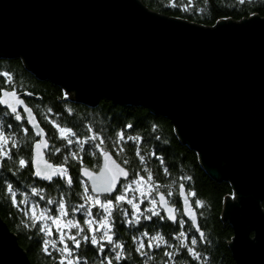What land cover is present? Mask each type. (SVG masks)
<instances>
[{
    "label": "water",
    "instance_id": "1",
    "mask_svg": "<svg viewBox=\"0 0 264 264\" xmlns=\"http://www.w3.org/2000/svg\"><path fill=\"white\" fill-rule=\"evenodd\" d=\"M0 57L69 100L167 118L205 174L230 184L219 221L231 227L233 263L264 264V17L203 26L139 0H0ZM0 264H31L1 218Z\"/></svg>",
    "mask_w": 264,
    "mask_h": 264
},
{
    "label": "trees",
    "instance_id": "2",
    "mask_svg": "<svg viewBox=\"0 0 264 264\" xmlns=\"http://www.w3.org/2000/svg\"><path fill=\"white\" fill-rule=\"evenodd\" d=\"M139 1L148 9L160 14L182 18L203 26H212L218 19L230 18L236 21L252 14L264 17V0H256L254 4L245 5L238 4L236 0H209L207 4L205 0H191V8L188 12L181 11L180 8L188 4L189 0H176L179 5L176 8L168 6L170 0ZM200 9H205V11L201 12ZM3 71L13 74L14 84L19 94L32 93L24 100L33 109L37 120L49 134V137H52L53 132H55V129L48 122L49 119L55 120L64 127H72L81 136L86 134L88 128H92L104 136L109 150H111V142L115 139L116 132L122 129L125 131L126 136L142 137L141 154L145 156L147 167L152 170L155 181L161 185H172L170 190L174 193H177V187L180 183L185 185L187 191L196 193V196L190 197L189 201L195 210L197 223L205 233L206 242H199V234L194 231L191 224L180 214V211L176 215L178 220L182 219L185 221L183 230L187 232L189 241L192 236L195 235L197 237L196 250L202 254V257L206 256L207 260L202 258L200 261H196L187 254L186 249H181L180 255L175 257L177 264H234L226 244L232 235L231 227L227 221H219L221 200L223 196L231 193L230 184L226 180L214 181L205 174L198 164L194 150L178 142L173 133L172 125L167 118L160 114L150 113L139 104L116 105L102 98L95 105L88 106L69 100L67 97L64 98V94L57 84L44 79H36L23 67L17 57H0V72ZM3 79V77H0V82ZM48 109H51V112ZM5 111L0 106V124L3 125L4 131L6 133L9 131L14 132L17 134V138L21 139L23 137L21 122H16L11 115L4 116L3 113ZM8 124H12L11 130L8 129ZM127 124H131L133 127L125 128L124 126ZM22 126L29 128L25 121L22 122ZM29 135L36 139L30 128ZM49 142L55 143L62 149L64 147L63 141L50 139ZM124 146L126 152L121 157H116L115 153H113L114 158L118 162L127 158L130 160V164L126 167L140 171L143 166L139 164V161L134 156L135 144L129 141ZM153 151L158 156L163 157L164 167L169 170L168 175L164 174L163 167L159 161L151 155ZM12 153L14 159L18 156L30 158L31 149L24 146L20 149H13ZM65 154H67L66 150L57 156L48 157V159L53 164H59ZM82 155L84 156L85 164L90 168H94L98 157L90 156L87 146L86 152ZM78 167L79 165L75 161H69V171L74 179L73 186L69 188L61 180L54 179L53 182H48L35 178L31 175L30 168L18 169L12 160H6L0 164V218L15 235L17 244L23 249L31 264H56V260L48 257L41 250L40 242L45 238L43 234L38 232L36 228L25 227V224L29 223V221L24 216L23 211L12 206L10 198L4 192V181L7 180L13 183L18 201H28V204L21 205V209L26 210L31 205L37 204L39 205L37 211L49 208L52 209L51 214L55 215L56 205H48L46 201L48 199L59 200L63 195L71 213V205L82 202L77 195V193L82 191L77 179ZM141 174L146 175L142 171ZM185 176L191 177V180H182L181 177ZM33 187L44 190L40 194L44 196V200L32 194L31 189ZM160 190L166 193L169 189L162 187ZM169 199L179 209L177 194ZM196 199L204 201V207L197 208L194 203ZM150 206L145 201L141 204V209L143 210ZM260 206L264 210V202H261ZM123 207L129 208L128 205H123ZM96 211L98 210L93 209L94 213ZM75 219L82 224L84 217L77 213ZM114 220V231L116 233L114 238L124 244L125 255L127 256V259L121 261V264H144L145 258L135 252L136 245L132 241V237L138 236L142 231H148L150 235H155L159 231L169 243L178 244L177 241L171 239L174 234L181 231L177 223L153 217L151 221L141 218L139 225H125L123 217L118 212L114 213ZM75 231L73 229L72 234ZM53 232L55 233V229H53ZM50 239H57V236L53 235ZM68 243L71 247V242L69 241ZM105 247L108 249L111 246L105 245ZM165 250L173 251V249H166L164 246L151 250L149 255L153 259L148 260V264H166L167 257L163 255ZM96 251L91 245H82L77 254L82 258H87L88 264H100L101 257L96 255ZM105 254L112 255L107 251ZM53 256L57 257V259L59 258V254L54 251ZM113 264H116V262L114 261ZM168 264H171V262H168Z\"/></svg>",
    "mask_w": 264,
    "mask_h": 264
},
{
    "label": "snow or ice",
    "instance_id": "3",
    "mask_svg": "<svg viewBox=\"0 0 264 264\" xmlns=\"http://www.w3.org/2000/svg\"><path fill=\"white\" fill-rule=\"evenodd\" d=\"M236 2L245 5L254 4L256 0H236ZM205 3H209V0H205ZM168 6L176 8L179 5L176 0H170ZM190 8L191 0L180 10L188 12ZM200 11L203 12L205 9H200ZM0 77L4 78L0 82V105L7 109L3 115H11L16 122H21L23 133V137L18 139L16 133L11 131L6 133L3 125L0 124V164L6 160H12L18 169L30 168L31 175L35 178L48 182H53L54 179L61 180L69 188L74 184V179L69 171V161H75L79 165L77 179L82 191L77 195L82 202L71 205V213L63 195L59 200L48 199L46 201L48 205H56L55 215L51 214L52 209L49 208L37 211L39 208L37 204L31 205L26 210L21 209V205L28 204V201H18L13 183L4 181V192L10 198L12 206L23 211L24 216L29 221L25 227L36 228L45 237L40 242L41 250L45 255L56 260V264H88L87 258H82L77 252L82 245H91L97 250L96 255L101 257L100 264H113L114 261L116 264H121V261H125L127 256L125 255L124 244L114 238L116 236L114 213L118 212L123 217L125 225H139L141 218L151 221L153 217H159L160 220L167 218L173 223L179 224L181 231L171 237L178 242L176 245L169 243L159 231L155 235H150L148 231H142L138 236L132 237V241L136 245L135 252L145 258L144 264H148V260L153 259L149 252L162 246L166 249H173V251L165 250L163 253L167 257L166 264L168 262L177 264L175 257L180 255L181 249H186L187 254L196 261H200L202 258L207 260L206 256L202 257V254L196 250L197 237L194 235L189 241L187 232L183 230L185 221L177 219L176 213L179 209L169 199L177 194L170 190L172 185L157 183L152 170L147 167L145 156L141 154L142 137L126 136L122 129L116 132L115 139L111 142V150H109L104 136L92 128H88L86 134L81 136L72 127H64L51 119L48 122L55 129V132H53L52 137H49V134L41 127L33 109L26 104L25 100L20 98L14 84L13 74L3 71L0 72ZM24 94L32 95L30 92ZM64 95L66 97L67 94ZM20 109L23 110L24 115L21 114ZM48 111L51 112V109ZM45 118L47 119V117ZM25 120L31 126L34 136L39 137V139H34L32 135H29V128L22 126V122ZM7 127L11 130L12 124H8ZM124 127L132 128L133 126L127 124ZM50 139L63 141V149L55 143H50ZM129 141L135 144L134 156L143 166L140 171L126 167L130 164L129 159L124 158L118 162L114 158L113 153L116 157H121L126 152L124 145ZM24 146L31 149L30 158L18 156L14 159L12 150ZM86 146L90 156L98 157L94 168H90L84 162L82 154L86 152ZM65 150L67 154L63 155L61 163L53 164L48 159V157L57 156ZM151 155L159 161L164 174L168 175L169 170L164 167L163 157L158 156L155 151ZM141 171L146 175H142ZM181 179L190 181L191 177L185 176ZM162 187L169 190L166 193L162 192L160 190ZM43 191V189L35 187L31 189L32 194L39 196L41 200H44V196L40 195ZM130 193H132L131 196ZM137 193L138 195H136ZM178 195L182 198V215L188 216L192 221L191 226L199 234V242H206L205 233L197 223L195 210L189 202V198L195 197L196 193L187 191L185 185L180 183ZM145 201L151 206L142 210L141 204ZM194 203L197 208L204 207L202 200L196 199ZM123 205L130 206V209L123 207ZM93 209L98 211L94 213ZM161 209L166 213V217L161 215ZM77 213L84 217L82 224L75 219ZM53 229H55V233ZM73 229L76 230L74 234H72ZM53 235H56L57 239H50ZM105 245L111 247L106 249ZM53 251L59 254L58 259L53 256ZM106 251L112 255H106Z\"/></svg>",
    "mask_w": 264,
    "mask_h": 264
},
{
    "label": "rangeland",
    "instance_id": "4",
    "mask_svg": "<svg viewBox=\"0 0 264 264\" xmlns=\"http://www.w3.org/2000/svg\"><path fill=\"white\" fill-rule=\"evenodd\" d=\"M129 195L131 196V195H132V193H130ZM136 195H138V193H137ZM129 208H130V206H129ZM49 223H50V222H49Z\"/></svg>",
    "mask_w": 264,
    "mask_h": 264
},
{
    "label": "built area",
    "instance_id": "5",
    "mask_svg": "<svg viewBox=\"0 0 264 264\" xmlns=\"http://www.w3.org/2000/svg\"><path fill=\"white\" fill-rule=\"evenodd\" d=\"M229 195H232L231 193Z\"/></svg>",
    "mask_w": 264,
    "mask_h": 264
}]
</instances>
